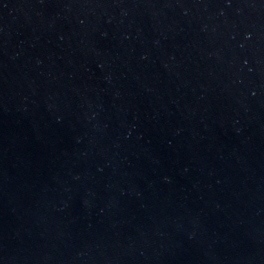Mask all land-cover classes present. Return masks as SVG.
<instances>
[{"label":"water","instance_id":"1","mask_svg":"<svg viewBox=\"0 0 264 264\" xmlns=\"http://www.w3.org/2000/svg\"><path fill=\"white\" fill-rule=\"evenodd\" d=\"M0 264H264V0H0Z\"/></svg>","mask_w":264,"mask_h":264}]
</instances>
